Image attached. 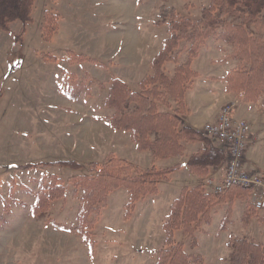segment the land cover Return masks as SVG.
<instances>
[{
  "label": "rangeland",
  "instance_id": "374dc122",
  "mask_svg": "<svg viewBox=\"0 0 264 264\" xmlns=\"http://www.w3.org/2000/svg\"><path fill=\"white\" fill-rule=\"evenodd\" d=\"M208 3L36 0L33 21L22 41L13 40L21 26L18 21L10 31H0V264H154L163 242L162 223L172 201L183 187L202 184L210 192L205 180L210 175L216 179L220 169L202 180L187 170L175 171L169 181L159 182L157 195L137 203L128 220L123 219L127 191H113L91 230L90 246L73 230L81 191L72 178L87 174L93 162L101 166L108 155L143 169L175 164V159L154 160L149 152L135 148L128 132L112 130L105 118L113 109L104 100L111 78L117 77L137 91L140 79L150 72L149 62L167 37L161 7H174L180 16L195 20ZM45 10L60 16L48 42L43 41L40 31ZM184 45L181 43L175 51L178 62L187 57ZM204 46L200 65L194 62L193 69L204 75V70L218 73L230 67L228 62L216 68L229 55L228 45L211 38ZM70 53L83 54L93 61L71 62L67 59ZM173 68V63H167L166 73L172 74ZM74 81L83 82L84 88L71 99L67 92ZM195 89L188 91L187 98ZM236 98L239 103L240 97ZM263 101L261 97L256 105L258 112ZM205 113L212 115L210 110ZM260 141L256 138L248 147L256 148V159L252 160L264 168V143ZM198 147L188 143L187 153ZM59 161L77 162L82 169L63 167ZM246 163L247 168L264 175L263 169ZM52 177L62 180L67 193L53 201L43 215H35L32 208L36 194L46 189ZM249 203L246 197L215 203L210 209V223L202 224L196 233L195 247L180 232L176 239L187 253L200 254L203 264H228L227 243L232 235L264 243V224L256 217L248 225L242 223ZM256 211L264 214V210Z\"/></svg>",
  "mask_w": 264,
  "mask_h": 264
},
{
  "label": "trees",
  "instance_id": "16d2710c",
  "mask_svg": "<svg viewBox=\"0 0 264 264\" xmlns=\"http://www.w3.org/2000/svg\"><path fill=\"white\" fill-rule=\"evenodd\" d=\"M35 2L0 0V31H10V26L18 21L21 26L13 40L22 41L27 26L33 21ZM161 8L167 37L149 62L150 72L140 79L137 91L117 77L110 79L104 104L113 112L105 120L112 130L128 132L135 148L140 152H149L154 160L182 156L185 143L199 144L187 157L185 165L190 173L203 178L211 169L223 164L225 155L212 138L183 124V117L187 114L185 92L199 76L191 67L192 61L209 39L221 41L230 48L229 55L221 61H235L234 67L223 77L226 92L242 96L247 103H255L264 97V0H209L195 20L180 16L174 7ZM59 17L49 10L43 12L40 26L43 41L50 40ZM181 43L185 44L183 48L187 55L184 62H178L175 56ZM67 59L79 63L93 61L83 54L74 53H70ZM167 63L174 64L170 75L165 70ZM83 88V82L75 83L67 96L76 99ZM57 163L72 170L82 169L81 164L74 161ZM181 167V164H175L158 169L151 165L143 169L113 155H108L101 166L91 163L87 174L72 178L73 185L81 191L73 230L90 246L91 230L100 218L110 193L120 188L127 191L123 219L128 220L137 203L147 196L157 195L159 182L169 181L170 175ZM66 193L62 180L52 177L46 189L36 194L33 214L43 215L53 201L63 198ZM223 194L219 197L206 191L202 184L180 190L162 223L163 242L154 264H203V257L187 253L176 235L180 232L195 247L196 233L202 224L210 223V209L215 203L249 198V190L244 187H233ZM253 217L264 224V214L258 215L249 203L242 215V223L248 225ZM226 221L225 216L220 229L225 228ZM227 246L228 264H264L263 242L232 235Z\"/></svg>",
  "mask_w": 264,
  "mask_h": 264
},
{
  "label": "crops",
  "instance_id": "0c3cea01",
  "mask_svg": "<svg viewBox=\"0 0 264 264\" xmlns=\"http://www.w3.org/2000/svg\"><path fill=\"white\" fill-rule=\"evenodd\" d=\"M204 47L205 46H203L200 49L198 57L192 61L191 67H193L194 62H196V61H198V64H199V59L201 58L200 53H201L202 49H204ZM228 62L230 63V67H228V69L226 71H219L218 73H215L214 71H211V69H210L209 71L204 70V72L206 71V73L204 75H202L203 73L201 71H199V69L195 70L192 68L193 70L198 72L199 76L193 81V84L191 85V87L188 90H186V92H185V105H186V109H187V114L183 117V124L188 125V126L194 128L196 130L201 131L202 127L205 124H207L209 122L216 121L223 104H225L226 102H229V101H233L236 103L235 116L237 118H242V119L247 120L251 125L250 143L252 141H255L256 138L261 139V141L263 139L262 142L264 143V138H263L264 137L263 105L261 106V111L258 112L256 105L260 99L255 103H247V102H244L242 100V96L239 95L240 102L238 101L239 103H237L236 102L237 95L226 92L225 81H224L223 77L225 76V74L230 69H232L234 67L235 61L233 59H226L224 62L222 61L220 63H217V67H216L218 69V64H224V63H228ZM196 81H198V83H196ZM196 84H198V86ZM195 87H196L195 92H192V94L189 96V98H187L188 91H194ZM263 103H264V101H263ZM241 104H246V106L242 107ZM208 110H210V112H212V115L209 116L205 113ZM215 144L218 145L219 147H221L223 143L219 142V141H215ZM186 146H187V144L185 145V151H184L182 156L173 157V158H169V159H175L176 160L175 164H181L182 165V167L177 171L187 170L190 173V171L188 170L185 163H186L187 157L192 152H194L197 148L194 151H192L191 153H187ZM256 152H257L256 148H253V146L250 145L248 147L246 154H245V158H244L245 163L249 162L248 165H251L253 167L254 166L259 167L260 169L264 170L263 167H261L255 161L252 160V157L256 159ZM181 159H183V161H180ZM175 164H173V165H175ZM246 165H247V163H246ZM220 167L215 168V169H211L209 173H213L214 171L216 172L217 170L220 169ZM250 168L253 169L252 167H250ZM192 177H194L197 180L203 179V178L193 176V175H192Z\"/></svg>",
  "mask_w": 264,
  "mask_h": 264
},
{
  "label": "built area",
  "instance_id": "2783aa9c",
  "mask_svg": "<svg viewBox=\"0 0 264 264\" xmlns=\"http://www.w3.org/2000/svg\"><path fill=\"white\" fill-rule=\"evenodd\" d=\"M235 109V102L223 105L216 121L202 127L205 136L223 143L221 148L225 155L219 175L216 179L211 175L207 177L205 186L215 195L233 187H244L249 190L250 204L256 210H264V175L247 168L244 161L250 144L251 126L246 120L234 117Z\"/></svg>",
  "mask_w": 264,
  "mask_h": 264
}]
</instances>
